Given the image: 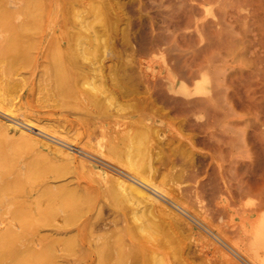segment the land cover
<instances>
[{
    "label": "rangeland",
    "instance_id": "374dc122",
    "mask_svg": "<svg viewBox=\"0 0 264 264\" xmlns=\"http://www.w3.org/2000/svg\"><path fill=\"white\" fill-rule=\"evenodd\" d=\"M70 1L47 0L45 11L44 5L41 7L44 16L38 21L41 25H36L39 28L33 30L37 45L32 62L13 75L17 88L8 106L14 113L0 107V118L25 129L22 137L14 129L4 132L6 140L0 146L16 166L6 178L30 171L27 169L36 161L43 177L46 174L44 180L54 189L61 185L85 197L97 191L94 198L91 196L94 206L90 215L104 217L107 224L100 232L115 238L125 225V215L131 220V210L128 204L117 206L106 186L91 182L99 174L83 165L82 156L95 157L89 153L90 144H86L98 142L116 151L128 148L129 139L134 146L149 144L157 155L152 170L155 178L168 188L175 186L177 179L170 175V164L175 160V168L184 169L182 186H197L199 196L191 198L193 203L196 200L193 205L197 212L214 214L208 215L210 223L205 222L191 210L190 213L176 208L177 203L183 205L175 197L176 191L168 189L166 193L172 200L161 195L182 216H158L167 226L164 235L172 237V245L190 251L189 264H264V248L257 251L251 245L255 223L262 222L264 229V0H99L114 5L106 15L95 7L97 0H82L84 4ZM2 6L0 40L13 30L1 19L6 12ZM44 36L49 44L59 37L84 42L86 57L76 70L75 84L68 87L69 91L61 90L57 81L54 83L57 51L51 44L41 52L40 40ZM110 64L112 68L108 67ZM99 68L105 76L111 70V76L123 83L110 86L111 92H101L96 86L101 80ZM141 68L148 72L149 81L159 82V88L144 83ZM178 97H209L213 109L198 111L185 119L174 107ZM217 111L222 120L215 116ZM144 114L157 120L153 122L157 132L147 141L135 133L141 124L138 119ZM219 119L212 136L200 128V123ZM129 128L130 135L123 136L122 131ZM27 132L29 135H25ZM24 135L27 139L34 136L48 140L53 146L67 148L72 155L68 157L54 148L35 144L36 141L30 145L32 149L12 144L26 139ZM215 137L226 143L215 141ZM220 146L223 158L219 159ZM222 166L225 178L220 174ZM238 179L243 192H238L235 185ZM20 199L24 197L17 200ZM0 200L1 211L7 212L3 216H10L15 205L10 203V197L1 196ZM198 233L208 236V246L203 247V240H197ZM221 250L233 261L224 258Z\"/></svg>",
    "mask_w": 264,
    "mask_h": 264
},
{
    "label": "bare ground",
    "instance_id": "6f19581e",
    "mask_svg": "<svg viewBox=\"0 0 264 264\" xmlns=\"http://www.w3.org/2000/svg\"><path fill=\"white\" fill-rule=\"evenodd\" d=\"M46 1L47 0H0V4L6 7V12L3 15L1 14V19H3L5 25L8 27L10 26V29L12 26L13 29L11 30L12 33L9 31L11 33V35L9 33L10 36H5V38L0 40V107L6 111L8 110L14 113L13 109L8 106V103L12 100L13 92L17 88L13 80V75L18 73V69L21 66L27 63L29 64V61L33 58V49L36 48L37 45V40L34 38L35 31L33 32V30L34 28H39L36 25L40 24L38 21H41V16H44L41 15V12L43 10L45 11L48 7L44 8ZM70 2L82 3V0H71ZM95 5V7L100 8L103 15L107 14V10L114 8V5L107 1L97 0ZM99 15H101V13ZM43 19L46 18L44 17ZM83 44L84 42L81 40L69 41L66 37H59L55 43L53 42L50 44L46 36L40 40L39 48L41 52L48 46H51L57 51V63L55 62L56 65L53 64L56 66L54 83L57 81V84L61 86V90L68 89L69 91L70 88L68 87L75 84L76 70L83 65V58L86 57V49ZM108 67L112 68V65L110 64ZM141 69H143V71H140V75L144 79V83L147 82V86L153 87V89L157 87L159 82H152L150 80L153 83H151V85L150 81L147 79L148 72L146 73L144 70L145 68ZM98 70L101 80L100 84L96 86L101 92H111L113 89L112 87L110 88V86H120V84L123 83L117 80L115 76H111V70L106 76L102 73V69L99 68ZM103 75L105 79L102 80ZM46 78L49 79L48 77ZM103 83L105 84L103 85ZM182 85L186 89L185 84ZM62 87L64 89H62ZM158 90L160 91V89ZM185 93L191 94L190 92ZM212 106L213 101L209 97L200 99L178 97L174 101V107L180 110L179 112L182 113L185 119L196 112L198 113V111L208 112V109H213ZM146 107L147 106H144L143 108ZM220 112L217 111L218 114L216 113L215 116L217 117L219 115L218 118H220ZM222 114H224V112H222ZM216 117L214 119H218ZM206 118L208 119V117ZM220 119L222 120V118ZM220 119L218 121L213 120V123L208 121L205 124H203L204 122L200 123L202 124L200 128L203 129L206 134L208 133L212 136L215 133V125L220 124L217 123L221 121ZM138 120L141 124L138 123L140 126H137L138 128L135 133L139 135L140 140L143 138V140L145 139L147 141L151 138L152 134L157 132L156 125L153 124V122H157V120L155 121L154 118L148 114H144ZM97 124H99L100 127H104L100 122H97ZM13 125L0 118V145L3 144L4 146V141L6 140L4 132L6 130L14 129L19 131L22 137V133L25 132V129L23 130L21 127L15 124ZM130 128L122 131L123 136L127 137L130 135ZM133 129L132 127L131 130L134 131ZM28 133L29 132L25 133V135ZM223 133L226 132L223 130ZM25 135L23 136L24 138H26ZM220 137L218 140L215 137V141H219L225 136L221 137V139ZM189 140L190 143L194 145L192 138H189ZM33 142H35V144L38 142L48 149L54 148L58 152L66 154L68 157L72 155V152L67 148L53 146L48 140L41 138L37 139L34 136L30 137V139L21 138L19 141H12V144L17 143L21 146L25 145L30 148ZM224 142L225 141H223V144ZM216 143L214 146H217ZM86 145H89V153H92L95 157L91 156L94 158L89 159L82 156V159H80L84 166H89L92 173L99 174L98 178L93 176L91 182H98L100 186H106L109 194L115 199L117 206L127 207L126 205L128 204L131 210L129 214L132 215L131 220L127 218L128 215H125L126 217L122 219L125 225L119 230L115 238H113V235L101 233L100 231L103 229V225L107 224L106 219H103L104 217L90 215L94 206V194L97 195V191H95V193H90L92 198L91 196L85 197L74 189L66 190L65 187L61 185L59 188L54 189L44 180L46 174L43 177V170L41 171L42 168L40 167V169L37 166L38 164L36 161L30 164V169H27L30 170L27 171L28 174H26V171V173H22L21 171V173H16V176L12 179L6 178L8 176L7 174L13 171V167L16 166L13 165V159L5 154V148L0 146V172L2 173L0 178V197H10V203L15 205V207L12 206V214L10 216H3V212H7L5 210L2 212V204L0 205V264H189L190 251L179 245H172V237L164 235L167 231L165 220L158 217L161 214L167 216L172 215L176 219H181L182 217L181 213L173 206L169 205L166 198L162 197L163 195L168 197L166 193H168V189H171L172 191H176L175 197L183 204L180 205L176 202V208L180 210L185 209L188 212L191 210L205 222L210 223L208 215L214 214L212 212L210 214L206 213V211L202 213L197 212L198 210L195 209L196 200H194L195 204L191 202L193 196H199L195 189L197 186H182V183L185 182V180L182 182L185 178L184 169H176V161H170V168L172 170L170 175L172 173L173 179H177V181L175 182V186L168 188L167 184H164L163 181L159 182L152 174L157 155H155L152 146L149 144L143 146L145 144L141 143L142 146H134L132 144V139H129L127 143L128 148L122 151H116V148L106 149L104 145L98 142H90ZM21 148H24V146ZM217 151L219 154L217 157L220 156V159L223 156V148L220 146ZM176 152L175 150V154ZM118 154L123 155L124 158ZM119 169L122 171H119ZM220 174L222 178H225L223 166L221 167ZM235 185L237 186L238 192H243L241 191L242 185L239 179ZM198 187L202 189L203 186ZM18 197H24V199L17 200ZM169 199L172 200L171 198ZM5 201L6 200H4L3 203H5ZM7 207L9 206L7 205ZM253 210L256 211V208ZM259 220L260 219H258L257 222ZM213 221H216L215 217ZM61 222L62 224H60ZM130 222L133 224L130 225ZM205 222L201 221L200 223L203 224ZM262 225V222H259L257 225L255 223L253 227L254 231H252L254 234V236H252L254 242H252L251 245L253 246L252 248L257 251H259L260 248H264V236L262 234L264 233V229ZM123 231L124 233H122ZM207 237L208 236L205 234L202 235V233H198L197 240H203L201 244L203 247L209 245L210 239ZM236 239L238 238L236 237ZM242 241L244 242L243 239ZM221 254L228 261H233V259L222 250Z\"/></svg>",
    "mask_w": 264,
    "mask_h": 264
}]
</instances>
